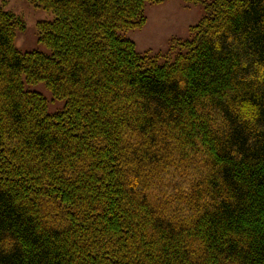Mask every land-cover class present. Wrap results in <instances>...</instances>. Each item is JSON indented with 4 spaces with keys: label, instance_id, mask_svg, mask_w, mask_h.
<instances>
[{
    "label": "trees",
    "instance_id": "obj_1",
    "mask_svg": "<svg viewBox=\"0 0 264 264\" xmlns=\"http://www.w3.org/2000/svg\"><path fill=\"white\" fill-rule=\"evenodd\" d=\"M26 1L54 20L20 53L0 5V264H264V0H182L173 60L122 36L168 0Z\"/></svg>",
    "mask_w": 264,
    "mask_h": 264
},
{
    "label": "rangeland",
    "instance_id": "obj_2",
    "mask_svg": "<svg viewBox=\"0 0 264 264\" xmlns=\"http://www.w3.org/2000/svg\"><path fill=\"white\" fill-rule=\"evenodd\" d=\"M0 5L3 6L4 11L13 14L24 23V29L15 33V49L20 53L39 52L50 56V51L38 42L37 25L52 22L54 16L50 12L32 6L26 0H0ZM144 17L146 24L142 29L127 32L122 36L134 43L136 52L139 54L147 53L153 58L159 55L165 56L171 52V60H173L178 53L185 52L184 49L173 45L176 42H187L192 39L189 29L197 25L204 17V5L185 4L182 0H168L160 5H146ZM165 62L164 58L158 61L159 65ZM23 84L25 90L38 93L47 101L49 115L63 109L64 102L55 101L43 84L31 86L25 81Z\"/></svg>",
    "mask_w": 264,
    "mask_h": 264
}]
</instances>
